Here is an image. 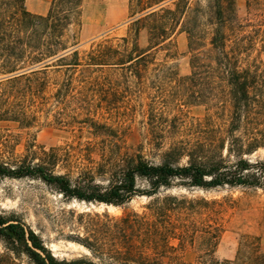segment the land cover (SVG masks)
<instances>
[{"label":"trees","instance_id":"16d2710c","mask_svg":"<svg viewBox=\"0 0 264 264\" xmlns=\"http://www.w3.org/2000/svg\"><path fill=\"white\" fill-rule=\"evenodd\" d=\"M137 3L140 16L131 25L135 34L141 28L147 30L148 49L139 50L133 43L126 57L110 50L103 58L92 56L90 62L147 63L148 52L161 47L174 26L180 24L191 54L187 80L190 86H204L205 91L194 92L199 102L219 99L213 115L192 125L184 138L169 137L167 147L163 135L151 134L150 141L157 150L153 154L156 161L142 153V146L130 153L122 144H111L95 169H84L75 176L70 170L56 171V154L43 153L37 164L26 159L0 162V179L39 180L67 199L119 208L136 197L153 198L146 207L148 215L129 212L114 218L104 214L103 243L90 241L92 238L80 242L105 264H171L168 256L172 252L193 248L197 242L195 250L202 251L199 258H206L200 264H236L214 257L219 227H213L210 219L202 222L195 219L200 208L213 202L158 195L174 188L252 189L264 193V157L254 156L264 149V70L260 62L246 59L254 39L245 32L255 21L256 29L262 33L260 47L264 52V0H244L247 17L244 24L237 19L234 0H206L204 7L195 4L192 8L188 0H137ZM166 3L172 8L164 6ZM80 6L81 0H52L47 14L38 16L25 10L24 0H0V76L40 66L41 71L12 78V81L27 80L28 75L43 74L52 61L58 67L78 66L74 45H67L63 38L79 17ZM188 10L192 13L189 18ZM193 15L208 18L210 37L206 54H197L200 37L188 27ZM10 20L25 35L24 40L15 39L14 45L20 47L4 44L5 26ZM31 49L36 51L32 53ZM96 177L104 179L103 185ZM0 240L10 253L24 255L31 264H94L57 260L31 229L1 213ZM249 243V239L243 241V245ZM248 264H264V255H254Z\"/></svg>","mask_w":264,"mask_h":264},{"label":"rangeland","instance_id":"374dc122","mask_svg":"<svg viewBox=\"0 0 264 264\" xmlns=\"http://www.w3.org/2000/svg\"><path fill=\"white\" fill-rule=\"evenodd\" d=\"M126 1V20L96 37L85 39L93 29L81 27L79 17L67 29L63 40L67 45H74L78 66L58 67L52 61L43 74L28 75L27 80L12 81V78L41 71V67L0 76V162L26 159L37 164L43 153H55L56 171L67 173L70 170L75 176L84 169H95L102 162L103 151L111 144H122L130 153L142 146V153L156 161L153 154L157 150L150 141L151 134L163 135L164 147H167L169 137L182 139L192 125L213 115L219 99L199 102L194 92H202L204 86H190L187 80L191 73V54L180 24L174 26L170 38L161 47L148 52L147 63L94 65L90 62L92 56L103 58L110 50L126 57L133 43L139 50L148 49L147 30L141 28L135 34L131 25L133 19L140 16L137 0ZM234 1L237 19L244 24L247 19L244 0ZM188 3L190 8L195 4L204 7L206 0H188ZM164 6L172 8L170 3ZM186 15L189 18L192 13L188 10ZM193 17L188 27L200 37L201 47L197 54H206L210 37L208 18L204 15ZM250 24L253 26L245 28V32L254 40L252 48L246 52V59L260 62L264 70V52L260 47L262 33L256 29L255 21ZM17 26L13 20L6 24L4 44L21 46L14 45L16 37L24 40L25 36ZM35 39L38 38L35 36ZM33 45H38V41ZM34 51L36 49H31L32 53ZM66 61H70V56ZM254 156L264 157V149ZM103 180L96 177L102 185ZM169 195L214 203L200 208V215L195 219L198 222L210 219L214 224H209L219 227L213 253L217 260L248 264L254 255H264L262 191L174 188L161 191L158 197ZM152 199L136 197L119 208L67 199L39 180L0 179V213L14 217L31 229L57 260L67 262L105 264L103 259L94 258L80 242L92 238L90 241L103 243L104 214L114 218L129 212L148 215L146 207ZM245 239L251 243L243 245ZM176 243L174 241L173 245ZM196 245L172 252L169 262L200 264L206 261L205 257L199 258L202 251H196ZM12 262L31 264L24 255L10 253L0 240V264Z\"/></svg>","mask_w":264,"mask_h":264},{"label":"crops","instance_id":"0c3cea01","mask_svg":"<svg viewBox=\"0 0 264 264\" xmlns=\"http://www.w3.org/2000/svg\"><path fill=\"white\" fill-rule=\"evenodd\" d=\"M52 0H25L27 11L45 15ZM126 0H81L79 23L81 27H90L93 31L85 36L91 39L111 29L127 18Z\"/></svg>","mask_w":264,"mask_h":264}]
</instances>
